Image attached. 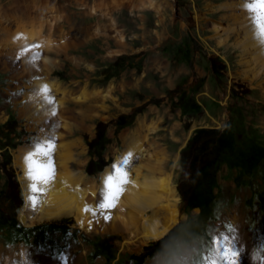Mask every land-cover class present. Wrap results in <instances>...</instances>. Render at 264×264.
Here are the masks:
<instances>
[{
  "label": "rangeland",
  "instance_id": "obj_1",
  "mask_svg": "<svg viewBox=\"0 0 264 264\" xmlns=\"http://www.w3.org/2000/svg\"><path fill=\"white\" fill-rule=\"evenodd\" d=\"M108 1L0 0V13L9 19L6 29L46 17L41 34L53 40L47 49L36 50L32 40L20 52L13 44L0 52V163L11 168L16 184L5 188L0 169V258L9 252L14 264H131L130 254L150 241L128 244L127 232L106 229L109 217L97 207L99 175L122 151L123 132L157 120L159 127L144 143L151 154L166 152L165 167L184 217L171 227L177 236L174 245L142 264H197L205 257L219 261L216 248L238 251L237 264L257 259L264 264V155L248 170L235 157L221 155L213 169L210 202L203 207H186L177 190L185 168L181 149L197 128L227 125L243 147L242 158L249 144L264 148V67H252L240 44V23L249 15L245 0H157L161 13L126 2L117 9L101 6L88 12L89 4ZM48 4L60 13L59 19L48 17ZM95 24L103 26V34H91ZM4 37L5 29H0ZM45 77L58 83V90L48 93L51 103L37 95L35 81ZM188 96L199 108L183 113L178 102ZM149 98L159 101L145 105L126 126L116 127L119 114L131 113ZM8 118L12 121L5 125ZM98 124L104 127L103 139L96 138ZM44 139L66 144L70 166L94 186L89 231L78 228L72 216L30 226L18 219L24 198L13 158L20 146ZM10 214L23 226L21 233L8 227ZM33 226L38 227L29 230ZM240 233L244 236L238 243ZM218 234L228 236L231 244L221 241L209 252V241L218 240Z\"/></svg>",
  "mask_w": 264,
  "mask_h": 264
},
{
  "label": "bare ground",
  "instance_id": "obj_2",
  "mask_svg": "<svg viewBox=\"0 0 264 264\" xmlns=\"http://www.w3.org/2000/svg\"><path fill=\"white\" fill-rule=\"evenodd\" d=\"M126 2L130 4L133 2L139 8H149L156 13H161L162 6L157 0H109L103 4L93 2L89 4L88 12L94 13L102 7L117 9ZM45 12L49 13L48 17L55 20L60 17V13L51 4L45 7ZM7 21H9L8 17L0 13V29H5V37L0 38V52L8 44L15 45L20 52L21 45L32 40L35 41L36 50L42 47L47 49L53 43L49 35L41 34L43 23L48 21L46 17L26 24L18 21L11 30L6 29ZM240 25L243 29L240 44L243 50L250 54L248 61H252V67L259 70L264 67V43L255 35L254 25L249 15L241 21ZM103 32L102 25H93L92 35L103 34ZM118 38L121 40L122 35ZM35 85L37 95L44 99L45 94L41 91L43 86L46 85L49 91L58 90V83L49 77L35 81ZM82 96L83 93L79 95V97ZM158 127L159 122L151 120L148 123L139 122L136 127L123 132L121 134L122 151L103 168L99 175V185L102 190L105 187L106 177L114 174L115 166L128 172V183L124 185V190L118 197L115 207L101 210L104 215H107L106 217H109V225L106 229H122L127 232L126 242L128 244L159 239L184 217L178 208L179 197L172 184L171 173L165 167L168 160L166 152L158 149L151 154L144 143L146 135L155 132ZM45 142L54 145L49 157L53 165L52 178L47 184L38 183L37 190L33 191V181L28 175V157L35 151L37 144L43 145ZM71 159L72 154L68 146L60 142L53 143L44 139L30 147L20 146L18 148L13 161L19 169V180L24 198V205L18 213V219L23 225L30 226L45 220L72 216L78 228L84 231L91 229L92 222L89 216L95 209L94 186L84 181L83 172L70 166ZM124 159H128L129 164L120 163ZM86 207L91 211H86ZM243 236V233H240L238 243L241 242ZM13 260L9 252L5 257L0 258L2 264H14ZM258 262L257 259L253 264H259Z\"/></svg>",
  "mask_w": 264,
  "mask_h": 264
},
{
  "label": "trees",
  "instance_id": "obj_3",
  "mask_svg": "<svg viewBox=\"0 0 264 264\" xmlns=\"http://www.w3.org/2000/svg\"><path fill=\"white\" fill-rule=\"evenodd\" d=\"M212 62V60H211ZM213 71L218 73V69L213 66ZM178 106L183 113H188L199 108V105L192 96H188L186 101L180 98ZM159 100L149 98L143 104L136 106L131 113L119 114L115 119L117 128L126 126L138 112H141L148 103L157 104ZM12 119L8 118L5 125H9ZM97 139L104 138V127L102 124L97 125ZM95 139L94 141H96ZM233 130L225 125L222 129L219 128H197L192 136L181 149V159L185 163V168L177 180V190L181 201L188 208L203 207L210 202L212 188L215 184L213 169L219 163V157L223 154L235 157L241 169L248 170L264 155V148L257 144H249L247 146V156L242 158L243 147L237 145ZM18 143L12 144L15 147ZM6 158L9 159V154L6 150ZM87 171L90 173V163L86 165ZM0 169L4 171L5 180L3 185L5 188L16 185L11 168L7 169L5 165L0 163ZM2 188L0 189L1 197ZM6 192V191H5ZM5 198L12 200V195L4 194ZM7 225L17 234L23 231V226L19 224L14 214H10L7 218ZM38 226H33L29 230H33ZM171 228L164 236L145 244L137 253H131V264H142L146 258L153 257L161 253L163 247H172L177 236Z\"/></svg>",
  "mask_w": 264,
  "mask_h": 264
},
{
  "label": "snow or ice",
  "instance_id": "obj_4",
  "mask_svg": "<svg viewBox=\"0 0 264 264\" xmlns=\"http://www.w3.org/2000/svg\"><path fill=\"white\" fill-rule=\"evenodd\" d=\"M245 9L249 13V18L254 25L255 35L264 43V0H245ZM38 57H34L37 59ZM42 93L45 94L46 99L49 103L52 102V98L47 95L49 92L47 86H43L41 89ZM54 145L50 142L45 144H37L35 151L30 153L29 160V178L33 181L32 190H37V185L47 184L52 178L53 165L49 159L51 151ZM120 163L127 165L129 164L128 159L122 160ZM128 183V172L123 170L121 167H114V174H109L105 179V187L101 190V201L97 207L100 210L111 209L115 207V203L118 197L124 190V185ZM91 211L90 208L85 209ZM228 230L234 231L232 226H228ZM231 244L228 236L219 235L218 240L209 241V252H212V245L219 242ZM216 255L219 257V261L211 259V257H205L198 261L197 264H237L239 258V252L236 250L224 251L220 248H216ZM264 259V257H261Z\"/></svg>",
  "mask_w": 264,
  "mask_h": 264
}]
</instances>
